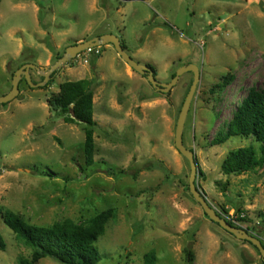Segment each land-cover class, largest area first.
Returning <instances> with one entry per match:
<instances>
[{
    "label": "rangeland",
    "instance_id": "obj_1",
    "mask_svg": "<svg viewBox=\"0 0 264 264\" xmlns=\"http://www.w3.org/2000/svg\"><path fill=\"white\" fill-rule=\"evenodd\" d=\"M106 34L152 65L159 82L185 65L200 68L183 135L199 164L197 186L220 216L264 243V165L242 175L221 170L232 150L253 146L260 157V143L235 136L213 145L251 90L264 96V0H0V96L23 65L38 68L29 74L40 83L69 46ZM99 50L82 52L43 87L23 78L19 95L0 104V264L31 254L4 222L5 211L50 227L66 219L87 226L110 209L96 243L99 264H144L149 252L156 264H264L254 245L211 221L189 190L190 163L175 147V132L193 73L162 93L113 45ZM82 79L95 82L91 167L85 126L65 123L48 104L62 83Z\"/></svg>",
    "mask_w": 264,
    "mask_h": 264
},
{
    "label": "trees",
    "instance_id": "obj_2",
    "mask_svg": "<svg viewBox=\"0 0 264 264\" xmlns=\"http://www.w3.org/2000/svg\"><path fill=\"white\" fill-rule=\"evenodd\" d=\"M122 46L127 50L124 43ZM147 66L154 71L156 76L155 68L150 64ZM174 77L175 74L172 78ZM94 86L95 82L88 79L66 81L60 85L58 94L48 99L49 106L59 119L67 124L80 123L85 126V164L88 167L94 165L95 155ZM235 136L251 137L260 143L261 156L258 157L253 146L232 150L221 165L222 173L226 176L242 175L263 166L264 96L260 92L251 90L248 93L229 124L226 137L215 139L213 145L223 144ZM113 216L114 210L110 209L95 216L87 226L77 225L72 220L66 219L50 227H39L26 223L10 211L3 213L6 225L16 234L17 239L31 250L30 256L19 257L17 264H38L45 258L57 260L62 264H99L102 256L96 243L105 234L106 226ZM228 222L235 226L232 221ZM0 249H6V243L1 236ZM187 254L191 262L193 256L189 248ZM156 263L157 257L154 252H149L144 256V264Z\"/></svg>",
    "mask_w": 264,
    "mask_h": 264
},
{
    "label": "water",
    "instance_id": "obj_3",
    "mask_svg": "<svg viewBox=\"0 0 264 264\" xmlns=\"http://www.w3.org/2000/svg\"><path fill=\"white\" fill-rule=\"evenodd\" d=\"M106 44L113 45L115 51L118 53L120 59L123 62L127 63L137 73L145 75L150 84L153 86V88L162 93H169L176 86V84L179 82V79L184 74L188 72L193 73L194 79L183 103L175 132V147L180 152V154L183 155L190 163L189 190L193 195L194 199L200 204L205 214L209 217L211 221L217 223L222 229L235 236L238 240L247 241L254 245L259 250L264 263V246L262 240L252 235L249 231L244 228L235 227L229 224V222L225 218L219 215V213L209 203V201L206 199V197L203 195V193L197 186L199 164L197 162L195 152L193 150L188 149L184 145L183 135L188 112L201 79V71L198 66L193 64L185 65L176 72L175 77L172 78L169 83L159 82L156 79L154 71L149 66H147L146 64H140L131 58L128 52L123 48L122 43L117 36L106 34L99 37H95L91 40L82 43H78L76 45L69 46L66 49L65 54L48 70L47 73L43 75L44 80L40 83H33L29 74V71L31 69L38 68L33 64L23 65L21 68L14 72L12 89L8 94L0 96V104H7L9 102H12L19 95V85L23 78L30 84V87L32 88L43 87L47 84L53 74H56L63 65L77 58L79 54L89 48H96Z\"/></svg>",
    "mask_w": 264,
    "mask_h": 264
},
{
    "label": "built area",
    "instance_id": "obj_4",
    "mask_svg": "<svg viewBox=\"0 0 264 264\" xmlns=\"http://www.w3.org/2000/svg\"><path fill=\"white\" fill-rule=\"evenodd\" d=\"M84 53L89 54V55L90 54H99L100 50H99V47L89 48V49L85 50Z\"/></svg>",
    "mask_w": 264,
    "mask_h": 264
},
{
    "label": "crops",
    "instance_id": "obj_5",
    "mask_svg": "<svg viewBox=\"0 0 264 264\" xmlns=\"http://www.w3.org/2000/svg\"><path fill=\"white\" fill-rule=\"evenodd\" d=\"M147 65V64H146Z\"/></svg>",
    "mask_w": 264,
    "mask_h": 264
},
{
    "label": "flooded vegetation",
    "instance_id": "obj_6",
    "mask_svg": "<svg viewBox=\"0 0 264 264\" xmlns=\"http://www.w3.org/2000/svg\"><path fill=\"white\" fill-rule=\"evenodd\" d=\"M25 80V79H24Z\"/></svg>",
    "mask_w": 264,
    "mask_h": 264
}]
</instances>
